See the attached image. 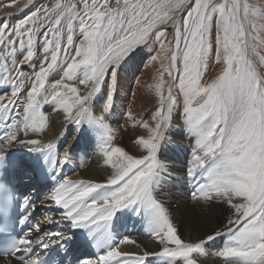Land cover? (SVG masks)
Returning a JSON list of instances; mask_svg holds the SVG:
<instances>
[{"label":"snow or ice","instance_id":"snow-or-ice-1","mask_svg":"<svg viewBox=\"0 0 264 264\" xmlns=\"http://www.w3.org/2000/svg\"><path fill=\"white\" fill-rule=\"evenodd\" d=\"M9 18L0 21V172L8 152L21 145L59 164L56 144L38 138L49 124L42 110L47 104L78 131L96 135L110 169L103 182L63 179L49 194L62 210L60 219L84 229L99 250L94 259L79 264H153V258L159 264H198L205 243L221 235L228 237L216 253L223 264H264V4L53 0L16 23L9 24ZM153 44L158 45L153 59L161 61L150 89L157 106L150 122H136L146 131L134 140L142 152L137 156L114 143L117 70L138 48ZM213 58L222 71L203 82ZM102 91L103 101L97 104ZM178 114L194 139L186 169L191 195L199 206L223 202L230 207L226 233L182 239L159 196L167 170L160 154ZM126 115L135 120L131 111ZM64 159H69L67 151ZM14 200L0 177V233L13 228ZM22 206L28 212L21 224L34 208L29 197ZM123 212L145 222L158 250H122L128 244L140 247L115 232L117 214ZM40 230L39 224L32 226V231ZM54 235L56 239L32 238L30 231L7 250L0 249V255L12 256L15 264H42L36 248L47 250L70 239Z\"/></svg>","mask_w":264,"mask_h":264},{"label":"bare ground","instance_id":"bare-ground-1","mask_svg":"<svg viewBox=\"0 0 264 264\" xmlns=\"http://www.w3.org/2000/svg\"><path fill=\"white\" fill-rule=\"evenodd\" d=\"M24 1L26 0H0V21H3L6 17H10L7 22L9 24L16 23L39 7L40 3L47 2V0H31V3H29V0H27L25 6L20 7ZM262 1L264 2V0ZM151 48L152 45L138 48L133 57L125 61L117 70L115 111L111 122L118 129L117 138L114 143L137 156L141 155L142 152L134 144V140L140 135H146V131L142 127H139L136 122L141 120L151 121V114L157 106V98L150 89L159 74L161 61L154 59V65L157 69L144 70L138 75H134V73L139 71L140 66L144 62V57L151 52ZM123 68L128 69L126 72L129 75H125L124 73L120 75ZM25 71H28V69L26 68ZM130 75H133V77ZM133 79L136 81H133ZM106 83H111V81L106 78ZM102 101L103 91L96 97L97 104L102 103ZM42 110L48 115L49 124L46 132L38 138L44 143L53 142L56 144V151L58 152L60 161L57 165V161L54 158L48 169L50 171L49 176H51L50 184L56 181L57 185L63 179L73 181L91 180L94 182L106 180L110 169L105 165L104 158L99 152L95 139L96 135L91 131H85L83 128L78 131L77 126L66 121L62 112L54 111L51 104L44 105ZM128 111H131L135 120L126 115ZM66 132H68L70 139H67ZM193 144L194 139L184 126L182 116L178 114L174 119V126L169 131L168 140L165 142L160 154V159L167 164V170L159 196L169 207L174 223L178 227L180 234L187 241L205 239L206 236L212 235L214 232H220L218 228L221 223L227 217L232 216V210L223 202H215L211 206H199L192 197L193 187L188 182L186 169L191 162ZM13 150L29 151L27 147L22 145L13 147L10 151ZM65 151L69 153V159L67 160L64 159ZM17 155L21 159V163L16 169L17 178L22 181V173L26 172L30 177L26 181L30 180L32 183L42 181V178H37L34 172L32 175L29 174V170L44 165L48 161L47 158L41 153L29 155V158L25 157L24 160L22 159L24 155H21L19 152H17ZM47 207L49 217L52 218L53 223L59 222V224H62L64 222L62 229L70 228L67 220L60 219L61 209L51 201L48 202ZM143 223L144 221L140 219H136L133 223L132 221H123V224L128 226V228L134 229L133 232L127 234L135 232L138 235L140 234L138 238L127 236L129 239L135 240L136 244L140 245V247L128 244L124 245V250L139 252L145 246H147L148 250H158V246L153 242V238L145 236L142 233L145 228ZM115 232L121 237L127 235L125 230L117 227V221H115ZM87 236H89L88 233ZM227 240V235H221L213 241L206 242L204 245L205 253L198 256V264H223V258L217 256L216 253L224 247ZM87 243L90 246L92 242L91 240H87ZM0 264H15V262L9 258H2L0 259ZM153 264H159L157 258H153Z\"/></svg>","mask_w":264,"mask_h":264},{"label":"rangeland","instance_id":"rangeland-1","mask_svg":"<svg viewBox=\"0 0 264 264\" xmlns=\"http://www.w3.org/2000/svg\"><path fill=\"white\" fill-rule=\"evenodd\" d=\"M26 2H27V0L26 1H24L21 5H20V7H24L25 6V4H26ZM53 2V0H51V1H48L47 0V2H45V3H40L39 4V7H37V8H41L42 6H44V5H50L51 3ZM249 3H253V4H256L257 6H260V5H262V4H264V2L262 1V0H249ZM24 4V5H23ZM37 8H35V9H37ZM34 9V10H35ZM33 10V11H34ZM214 37H215V32L213 33V40H214ZM171 38H172V36H171V29H169V35H168V39L169 40H171ZM166 43V42H165ZM158 48V45H156V44H154V45H152V48H151V52L150 53H148L145 57H144V62H143V66L141 67L140 66V69H139V71H136L135 73H134V75H138V74H140L142 71H149V70H151V69H157V67L154 65V59H152V57L153 56H155L156 55V51H155V49H157ZM213 48L215 49V44H213ZM137 51V50H136ZM151 54V55H150ZM261 54H264V51H262L261 52ZM150 55V56H149ZM213 56H214V53H213ZM149 58V59H148ZM151 60V61H150ZM150 62V63H149ZM164 63V65L165 66H167V61H164L163 62ZM149 64V65H148ZM152 64V65H151ZM146 65V66H145ZM149 66V67H148ZM148 67V68H147ZM222 65L221 64H217V63H215L214 62V58L213 59H210L209 60V63H208V68H207V70H205L204 71V80H203V82H206V83H210L212 80H214L215 78H216V76L217 75H219L220 74V72L222 71ZM128 69H126V68H123V70H121V72L122 73H120V75H123V73L125 74V75H129L126 71H127ZM160 70H161V66H160ZM209 71V72H208ZM126 72V73H125ZM159 73V72H158ZM130 76H132L133 77V75H130ZM135 77V76H134ZM135 79H133V81H134ZM165 80H167V76L165 75ZM133 81H132V84H133ZM136 81V80H135ZM154 82H155V80H154ZM118 104H120L119 102H118ZM121 105V104H120ZM49 131V130H48ZM66 135H67V139H70V137H69V135H68V132H66ZM96 139V141H97V138H95ZM13 151H15V150H13ZM16 152H19L21 155H24L23 156V160L25 159V157L26 158H29V155H34V154H40V153H31L30 151H27V152H25V151H16ZM33 159H34V157H33ZM30 162V161H29ZM126 216V217H125ZM232 217V216H231ZM231 217H227L226 219H225V221L223 222V223H221V225H220V227L218 228L219 230H220V232L221 233H224V232H226V228H225V225L227 224V220L229 219V218H231ZM120 218V219H119ZM132 218V219H131ZM139 220V218L138 217H136L135 215H133L131 212H123V213H118L117 214V219H116V221H117V227H119L121 230H125L126 231V234L127 233H131V232H133L134 231V229L133 230H131V227H129L128 228V226L125 228V227H123L122 226V222L124 221V222H126V221H129V222H131L132 221V223H133V221H135V220ZM144 225V229H143V231H142V233H144V235L146 236H150V234L147 232V228H146V224H145V222L143 223ZM130 230V231H129ZM125 236H129V237H134V238H138L139 236H140V234L138 235V234H136V232L135 233H132V234H127V235H125ZM182 236V235H181ZM118 237H121L120 235H118ZM151 237V236H150ZM182 239H185L183 236H182ZM123 248H125L124 247V245L122 246V250H124ZM222 250V249H221Z\"/></svg>","mask_w":264,"mask_h":264}]
</instances>
